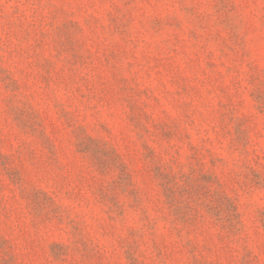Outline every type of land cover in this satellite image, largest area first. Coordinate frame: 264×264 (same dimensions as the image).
<instances>
[{"label":"rangeland","instance_id":"rangeland-1","mask_svg":"<svg viewBox=\"0 0 264 264\" xmlns=\"http://www.w3.org/2000/svg\"><path fill=\"white\" fill-rule=\"evenodd\" d=\"M0 264H264V0H0Z\"/></svg>","mask_w":264,"mask_h":264}]
</instances>
